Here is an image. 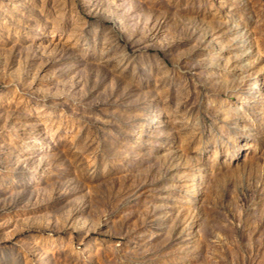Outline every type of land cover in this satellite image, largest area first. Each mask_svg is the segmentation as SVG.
Here are the masks:
<instances>
[{"label":"rangeland","instance_id":"374dc122","mask_svg":"<svg viewBox=\"0 0 264 264\" xmlns=\"http://www.w3.org/2000/svg\"><path fill=\"white\" fill-rule=\"evenodd\" d=\"M0 264H264V0H0Z\"/></svg>","mask_w":264,"mask_h":264}]
</instances>
